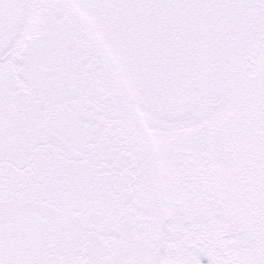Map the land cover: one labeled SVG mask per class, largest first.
Segmentation results:
<instances>
[{"label":"snow or ice","instance_id":"obj_1","mask_svg":"<svg viewBox=\"0 0 264 264\" xmlns=\"http://www.w3.org/2000/svg\"><path fill=\"white\" fill-rule=\"evenodd\" d=\"M0 264H264V0H0Z\"/></svg>","mask_w":264,"mask_h":264}]
</instances>
